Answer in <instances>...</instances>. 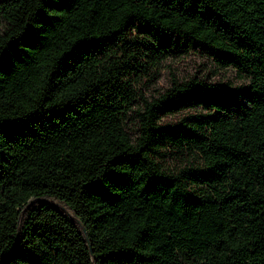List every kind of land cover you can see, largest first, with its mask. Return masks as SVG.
<instances>
[{
	"label": "trees",
	"instance_id": "trees-1",
	"mask_svg": "<svg viewBox=\"0 0 264 264\" xmlns=\"http://www.w3.org/2000/svg\"><path fill=\"white\" fill-rule=\"evenodd\" d=\"M0 21V264H264V0H0ZM191 49L243 83L152 88Z\"/></svg>",
	"mask_w": 264,
	"mask_h": 264
},
{
	"label": "rangeland",
	"instance_id": "rangeland-1",
	"mask_svg": "<svg viewBox=\"0 0 264 264\" xmlns=\"http://www.w3.org/2000/svg\"><path fill=\"white\" fill-rule=\"evenodd\" d=\"M3 27V22L0 21V30H2ZM173 72H175L181 80L189 79L196 75L209 82L240 85L244 81L239 76L236 69L232 67L221 68L213 58L209 57L206 53L197 49H191L189 53L185 54L183 57L175 56L174 58L168 59L161 72L156 75L152 88L164 90L169 87ZM178 107L180 109L178 113H166L164 119L166 121L175 120L176 115L180 114L181 111L186 112L190 109L199 107V105L197 102L193 101L180 103ZM130 126L133 132L137 131V122L134 121Z\"/></svg>",
	"mask_w": 264,
	"mask_h": 264
}]
</instances>
